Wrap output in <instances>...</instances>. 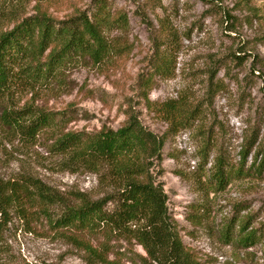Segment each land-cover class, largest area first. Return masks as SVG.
I'll return each mask as SVG.
<instances>
[{"label":"rangeland","instance_id":"obj_1","mask_svg":"<svg viewBox=\"0 0 264 264\" xmlns=\"http://www.w3.org/2000/svg\"><path fill=\"white\" fill-rule=\"evenodd\" d=\"M106 1L112 13L127 17V26L110 34L122 52L102 66L71 67L63 84L51 90H17L9 98L14 108L30 104L58 113V123L31 142L0 123V179L26 174L40 180L61 197L49 207L52 215L64 205H78L81 197L100 198L106 187L98 174L70 160L58 141L68 133L117 129L131 107L143 126L165 137L153 174L192 256L200 264H264V0ZM13 2L0 0L2 29L36 7L56 19L94 11V0ZM159 53L169 55L168 74H152ZM150 75V86L141 90L138 80ZM145 93L156 103L185 101L196 108L193 121L170 130L160 112L147 108ZM215 159L230 171L225 186L216 187L211 179ZM2 223L0 262L7 264H144L147 259L134 240L56 230L36 211L20 217L12 209ZM248 233L254 241H240ZM80 241L101 248L105 260L94 259Z\"/></svg>","mask_w":264,"mask_h":264},{"label":"trees","instance_id":"obj_2","mask_svg":"<svg viewBox=\"0 0 264 264\" xmlns=\"http://www.w3.org/2000/svg\"><path fill=\"white\" fill-rule=\"evenodd\" d=\"M3 1L12 5L13 1L21 0ZM3 12L0 22L5 19ZM127 24L126 15L112 13L106 0H94L91 16L85 11H75L64 19H56L36 7L33 14L16 20L10 28H0V123L26 142L55 126L58 113L30 104L14 108L8 103L9 98L17 90L47 91L62 85L71 67L88 62L104 65L122 52L119 43L110 36L113 28H124ZM169 63L168 54H157L151 64L152 74H168ZM151 80V75L139 79L141 90L146 91ZM143 97L148 109L164 116L170 130L186 127L193 121L196 108L191 109L183 100L156 103L148 101L146 93ZM124 114L126 118L117 129L104 127L94 133H68L57 145L70 160L97 173L106 187L105 193L95 200L81 197L78 205H64L60 213L52 215L49 207L59 204L61 197L40 180L26 174L7 181L0 179V238L2 222L12 209L20 217L36 211L56 230L69 229L88 235L101 231L134 240L146 253L144 264H200L175 230L167 210L166 193L153 174L161 161L165 137L143 126L131 107ZM226 170L222 160L215 159L212 163L211 179L216 187L227 184L230 171ZM242 170L243 166L237 169L238 173ZM253 234L248 233L240 241L252 243ZM78 245L94 259L105 260L101 248L86 241Z\"/></svg>","mask_w":264,"mask_h":264}]
</instances>
